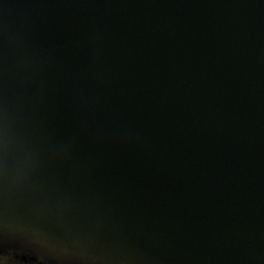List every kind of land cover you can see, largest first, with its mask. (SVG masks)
<instances>
[{
  "label": "water",
  "instance_id": "95a60500",
  "mask_svg": "<svg viewBox=\"0 0 264 264\" xmlns=\"http://www.w3.org/2000/svg\"><path fill=\"white\" fill-rule=\"evenodd\" d=\"M264 264V0H0V255Z\"/></svg>",
  "mask_w": 264,
  "mask_h": 264
},
{
  "label": "flooded vegetation",
  "instance_id": "af4514ba",
  "mask_svg": "<svg viewBox=\"0 0 264 264\" xmlns=\"http://www.w3.org/2000/svg\"><path fill=\"white\" fill-rule=\"evenodd\" d=\"M0 257H4V258L9 257L10 260H14V259L20 258L21 255H20V253H17V252H8L6 254L0 255ZM28 263L29 264H50L45 259H43L41 257H39L36 260H30V262H28Z\"/></svg>",
  "mask_w": 264,
  "mask_h": 264
},
{
  "label": "rangeland",
  "instance_id": "374dc122",
  "mask_svg": "<svg viewBox=\"0 0 264 264\" xmlns=\"http://www.w3.org/2000/svg\"><path fill=\"white\" fill-rule=\"evenodd\" d=\"M30 260H24L23 258H17L10 260L9 257H0V264H29Z\"/></svg>",
  "mask_w": 264,
  "mask_h": 264
}]
</instances>
